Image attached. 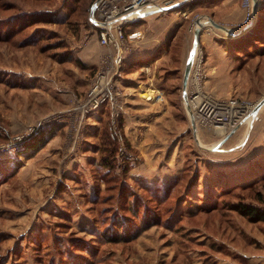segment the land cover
Listing matches in <instances>:
<instances>
[{"label": "rangeland", "instance_id": "obj_1", "mask_svg": "<svg viewBox=\"0 0 264 264\" xmlns=\"http://www.w3.org/2000/svg\"><path fill=\"white\" fill-rule=\"evenodd\" d=\"M90 1L0 0V145L28 135L29 126L70 108L86 90L101 51L86 22ZM146 16L158 25L168 17ZM230 50L255 74L252 83L264 81V42L256 41L250 54ZM171 65L170 58L158 65L159 83L169 77L164 92L178 82ZM232 94L221 98L264 96L257 89ZM172 103L184 121L161 128V156L147 167V156L128 140L131 167L124 170L119 159L112 170L100 166L107 110L75 142L69 124H61L34 150L20 153L17 143L0 149V264H251L263 247L264 221H251L233 205L264 209L254 196L259 190L264 198V189L248 187L264 172L242 171L230 140L197 125L194 134L178 95ZM115 227L124 230L118 240Z\"/></svg>", "mask_w": 264, "mask_h": 264}, {"label": "crops", "instance_id": "obj_2", "mask_svg": "<svg viewBox=\"0 0 264 264\" xmlns=\"http://www.w3.org/2000/svg\"><path fill=\"white\" fill-rule=\"evenodd\" d=\"M260 4L261 0H258V6ZM157 12L165 17L168 16L162 24L150 23L146 15L153 12L145 14L136 24L135 27L140 30L141 34L132 40L131 48L125 55V70L121 83L125 93L122 114L124 131L127 140L134 143L142 155L147 156L146 160H143V166L146 167L151 162H157V158L161 156V142H165L161 128L165 124L180 126L184 121L182 117L178 119L175 116L177 110L172 102L177 95L181 99L183 67L191 52V43H193V31L190 32L189 23L195 14L208 15L232 31L231 33L223 30L217 32L209 24H205L200 29L198 42L205 48L207 90L215 97H226L228 95L223 94L231 95V93H236L232 95L253 93L256 89L264 92V81L252 83V76L255 77V74L249 73L247 67L239 64L223 43L244 31L233 26L242 17L240 0H195L185 2L179 9L165 7ZM177 28H180L179 31L182 33L183 39L178 55L179 60L172 63L170 70L179 69L178 73L172 74L178 82L171 86L170 91L164 92L166 87L170 88V86H166L169 77L163 76L162 84L159 83L157 76L161 73L158 74V65H162L166 59L170 58V53L162 48L157 57H152L159 47L164 46V43ZM100 49L102 51L103 47L100 46ZM146 60L148 62L140 66L133 65ZM145 66H147L146 69ZM262 75L264 76V72ZM157 92L162 94V100H157L154 97ZM167 94H171V97H168ZM229 132L231 133L228 137H226L227 134L223 137L232 142L230 147L232 157L237 160L239 167H244L242 171L254 174L264 172V104L253 120L250 116L249 120L230 129ZM151 150L153 152H150ZM141 170L132 168L130 171L135 175L145 173L148 176L149 172H145L144 169L142 173ZM262 244L261 251L252 256L251 264H264V241Z\"/></svg>", "mask_w": 264, "mask_h": 264}, {"label": "built area", "instance_id": "obj_3", "mask_svg": "<svg viewBox=\"0 0 264 264\" xmlns=\"http://www.w3.org/2000/svg\"><path fill=\"white\" fill-rule=\"evenodd\" d=\"M192 1L195 0H91L87 9V25L89 33L96 37L103 50L97 56L96 68L88 86L70 108L46 116L36 126H29L27 134L52 131L58 125L69 124L73 133L68 136L75 142L79 137L78 131L95 121L102 111L107 110V133L116 143V157L121 167L133 163L135 156L128 151L122 121L125 93L121 83L125 70V55L131 48L132 40L141 34L135 26L149 12L165 7L179 9L185 2ZM240 7L243 11L242 17L233 24L237 29L243 28L249 22L252 16V0H240ZM196 17L201 18L198 14L191 18L190 32L196 26ZM203 21L204 25L208 24ZM191 52L192 62L183 89L185 97L181 95L182 104L186 110L187 106L189 107L198 127L210 128L226 135L230 129L251 116L256 100L244 96L221 98L212 95L206 88L205 54L198 46V41L195 45L192 43ZM154 97L162 100L160 92ZM28 135H16L5 145H0V149L7 150L15 143L22 144Z\"/></svg>", "mask_w": 264, "mask_h": 264}, {"label": "trees", "instance_id": "obj_4", "mask_svg": "<svg viewBox=\"0 0 264 264\" xmlns=\"http://www.w3.org/2000/svg\"><path fill=\"white\" fill-rule=\"evenodd\" d=\"M76 1H78V0H76ZM255 19L256 20H254V22L250 26H248L244 29L243 33L237 34L233 38H230V39L223 41V43L225 44L227 49H229L230 52H231L230 49L231 48L233 49L232 51H233L235 57H236V55H240L238 53H241V54L252 53L251 49H253V46L256 43V41L264 42V6L258 7V12L256 13ZM86 22H87V16H86ZM179 29L177 28L175 30V32H173L170 35V37L164 43L163 47H161V48L159 47L156 50V52L152 58L157 57L160 54L162 48H165V50H171V48L173 46H175V42L177 40V37L179 40L180 36L182 35V33L179 31ZM177 45H179V42ZM178 52H179V50L177 51V55H176V53L174 54V52L171 53L170 58H171L172 63L178 62V60H179L178 59V55H179ZM147 62H148V60L142 61V62H137V63H134L133 65L134 66H136V65L140 66V65L147 63ZM241 65H242V63H241ZM178 72H179L178 68H175L174 70H170V74H176ZM178 77H179V75H178ZM106 119H107V116H106ZM105 131H106V127H105ZM51 132H52L51 130L39 131L35 135H32L30 138H27L26 140L23 141V143L21 144V147L18 149V151L20 153H25V151L34 150L36 147H38V145L45 142V140L51 134ZM105 137H106V140L108 143V147L103 148V150H102L104 152L102 153L101 158H100V161L102 164L100 166L106 167L107 169L112 170L117 165V163H116V161H117L116 143L109 138L107 131L105 132ZM127 147L129 150H131V148H132L128 142H127ZM129 167H131V163H127L124 167V170L128 169ZM258 184H260V186L264 189V174L261 177L258 175L257 180L254 178V180L250 183V185L248 187L249 188L254 187V189H256L255 187ZM156 185L157 186L155 187V189L158 191L164 188V184L162 186H159L158 184H156ZM254 191H255L254 192L255 200H257L259 202L260 201L263 202L264 198L261 194L262 191H259V190H254ZM263 192H264V190H263ZM132 203H134V202H132ZM135 204L136 205L138 204L137 201L135 202ZM233 207L235 210H237L242 215L246 216L251 221H264V209L257 206L256 204L243 203V202L239 201V202L235 203L233 205ZM149 220L152 221L151 218H149ZM149 223L150 222L148 221V222L144 223L143 225L148 224V226H149V225H151ZM142 227H144V226H142ZM115 230H116V236H113V239L118 240L121 237V236H119L120 235L119 233H123L124 230L122 229L120 231L116 227H115Z\"/></svg>", "mask_w": 264, "mask_h": 264}, {"label": "water", "instance_id": "obj_5", "mask_svg": "<svg viewBox=\"0 0 264 264\" xmlns=\"http://www.w3.org/2000/svg\"><path fill=\"white\" fill-rule=\"evenodd\" d=\"M257 8H258V0H252V16L249 20V22L241 29L239 30H244L246 27L250 26L254 20H255V16H256V13H257ZM208 20L209 22L216 26V27H219L223 30H225L226 32H232L228 27L216 22L215 20H213L212 18H209L208 17ZM194 22L196 24V26L194 27L193 29V44L195 45L198 41V37H199V33H200V29L204 26V21L201 20V18L199 17H196L194 19ZM191 62H192V52H190V54L188 55L185 63H184V67H183V72H182V83H181V89H182V95L185 97V94L183 92V89L186 85V82H187V79H188V76H189V72H190V67H191ZM264 104V96H262L261 98H259L253 109H252V112H251V117H252V120L256 117L257 115V112L259 111L260 107ZM187 110H188V114H189V121H190V124H191V127H192V130H193V133L195 134V128H196V124H195V121H194V118H193V114L191 112V110L189 109V107L187 106ZM231 132L227 133L226 137H228V135L230 134ZM224 139V138H223ZM222 139V140H223Z\"/></svg>", "mask_w": 264, "mask_h": 264}, {"label": "bare ground", "instance_id": "obj_6", "mask_svg": "<svg viewBox=\"0 0 264 264\" xmlns=\"http://www.w3.org/2000/svg\"><path fill=\"white\" fill-rule=\"evenodd\" d=\"M249 118H250V116H249V117H247V118L244 120V122H246L247 120H249Z\"/></svg>", "mask_w": 264, "mask_h": 264}]
</instances>
